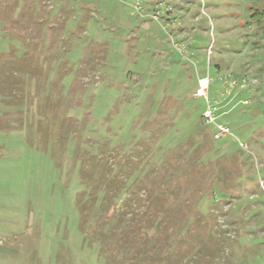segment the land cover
<instances>
[{"label":"rangeland","instance_id":"1","mask_svg":"<svg viewBox=\"0 0 264 264\" xmlns=\"http://www.w3.org/2000/svg\"><path fill=\"white\" fill-rule=\"evenodd\" d=\"M0 264H264V0H0Z\"/></svg>","mask_w":264,"mask_h":264},{"label":"trees","instance_id":"2","mask_svg":"<svg viewBox=\"0 0 264 264\" xmlns=\"http://www.w3.org/2000/svg\"><path fill=\"white\" fill-rule=\"evenodd\" d=\"M28 58L29 59H35L36 60V62H35V65H34V68L33 69H35V68H37V63H38V58L36 57V56H34V55H29V57H27V60H28ZM25 63V62H24ZM24 63H21V64H24ZM25 69H27V71L26 72H29V73H35V70H32L31 69V64H30V62H26V67H25ZM29 69V70H28ZM14 76V74L13 75H11L10 76V78H12ZM15 76H17V73H15ZM11 85H12V83H11ZM20 92V91H19ZM16 93V92H13L11 95L12 96H14V98L15 97H17V95L16 94H20V93ZM219 112V111H218ZM153 144V142H151V145ZM173 157L175 158V161H177V165H182L183 167L184 166H188L189 167V169L191 168V162L189 161V160H187L186 159V157L185 158H183V157H177L176 155H173ZM192 158V157H191ZM165 160V159H164ZM174 163H176V162H174ZM163 166H167V164H166V162H165V164L163 165ZM169 169L170 168H172V162H170V160H169ZM111 174V173H110ZM109 173H107V174H105V176H104V179H107L108 180V185L110 186H112L113 187V190L112 189H109V190H107L106 192H104V195H105V199L108 201V203H107V207H103V211H108V209H110L109 208V206L111 207V206H113V207H115V209H113V213H112V216H110V217H107V219H101V220H99V227H100V233L101 234H99L101 237H102V235H105V234H107L106 233V228H105V226L104 225H109L110 223H109V220L111 219H113V218H111V217H117L118 219L116 220V222H126V223H128L129 222V225H127L125 228H127V229H132V227H131V224H130V221L129 220H127V218L129 217V216H131V213H132V211H134L135 212V210H141L143 207H144V205L146 204V202H148V205H149V207L150 206H154L155 208H151V213L153 212L154 214H155V217L156 218H158L159 217V215H158V213L161 211V207H157L158 206V204L159 203H156V202H154V203H152V205H151V197H153L155 200H157V201H160V200H162V198L163 197H165L166 195H168V193L170 192L169 191V189H168V187H166L165 186V189H162V190H160L158 193H156V194H153V192L149 189V193H147V192H145V194L147 195L146 196V202H144V203H142V204H140L139 202H137L136 200H135V202H134V205L133 204H131V203H133L132 202V198L134 197V195H135V193H136V190H133V192H130V193H128L129 194V196H130V198H131V201L130 202H125L124 203V205H123V207H121L120 208V206L118 207L117 206V202H115L116 201V199L118 198L117 196H118V194L120 193V191L121 190H123L124 189V184H123V182H121L122 181V179H120L117 175H113V174H111L110 175ZM159 186H162L161 184H159ZM158 186V187H159ZM160 188V187H159ZM100 189H101V187H97L96 188V190L94 191V192H92V193H94V195L96 196L97 194H98V192L100 191ZM153 194V195H152ZM152 195V196H151ZM136 199V198H135ZM138 200V199H137ZM156 205V206H155ZM117 206V207H116ZM159 206H164V204H162V205H159ZM84 207V206H83ZM157 208V209H156ZM137 212H140V211H137ZM143 216V215H142ZM106 218V217H105ZM145 219L146 220H148V221H150V223H151V218H150V216L149 217H143V219H142V221H145ZM87 220H88V216H87ZM87 220L84 218L83 219V221H82V227L84 228V225H85V223L87 222ZM85 221V222H84ZM139 224V223H138ZM138 224H137V226L136 225H134V227H133V230H137V229H139L140 227H141V225H139L138 226ZM147 226V225H146ZM112 227L113 228H115V226L114 225H112ZM113 228H111L110 227V229H113ZM147 228L149 229V227L147 226ZM126 232H128V230L126 231ZM113 234H116V230H114V233ZM135 237H137L138 235H134Z\"/></svg>","mask_w":264,"mask_h":264},{"label":"built area","instance_id":"3","mask_svg":"<svg viewBox=\"0 0 264 264\" xmlns=\"http://www.w3.org/2000/svg\"><path fill=\"white\" fill-rule=\"evenodd\" d=\"M210 83L211 80L209 79V77L200 78L198 82L199 85L197 89V94L205 97L207 103V109L204 113L205 123L215 125V139H221L222 137L231 135V132L226 125L217 123L216 121L218 118V111L222 105L218 101H214L213 103L210 101L207 93L209 90ZM248 87L249 81L247 82L246 78H238L232 74H228L225 78L222 79L221 98L224 101L229 100L236 94L246 91Z\"/></svg>","mask_w":264,"mask_h":264}]
</instances>
